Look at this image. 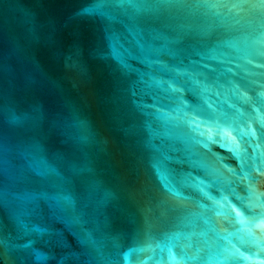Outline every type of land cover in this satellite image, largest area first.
<instances>
[{
	"label": "water",
	"instance_id": "water-1",
	"mask_svg": "<svg viewBox=\"0 0 264 264\" xmlns=\"http://www.w3.org/2000/svg\"><path fill=\"white\" fill-rule=\"evenodd\" d=\"M0 264H264V0H0Z\"/></svg>",
	"mask_w": 264,
	"mask_h": 264
}]
</instances>
